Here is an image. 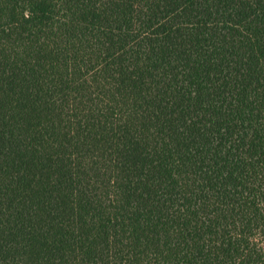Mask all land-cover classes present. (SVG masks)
Returning a JSON list of instances; mask_svg holds the SVG:
<instances>
[{
    "label": "trees",
    "instance_id": "1",
    "mask_svg": "<svg viewBox=\"0 0 264 264\" xmlns=\"http://www.w3.org/2000/svg\"><path fill=\"white\" fill-rule=\"evenodd\" d=\"M0 264H264V0H0Z\"/></svg>",
    "mask_w": 264,
    "mask_h": 264
}]
</instances>
